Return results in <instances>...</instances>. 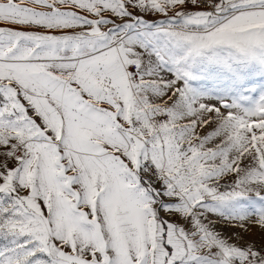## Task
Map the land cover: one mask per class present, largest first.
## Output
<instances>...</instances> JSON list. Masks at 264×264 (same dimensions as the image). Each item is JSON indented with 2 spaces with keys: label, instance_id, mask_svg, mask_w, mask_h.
I'll list each match as a JSON object with an SVG mask.
<instances>
[{
  "label": "snow or ice",
  "instance_id": "6c2138e0",
  "mask_svg": "<svg viewBox=\"0 0 264 264\" xmlns=\"http://www.w3.org/2000/svg\"><path fill=\"white\" fill-rule=\"evenodd\" d=\"M0 264H264V0H0Z\"/></svg>",
  "mask_w": 264,
  "mask_h": 264
}]
</instances>
